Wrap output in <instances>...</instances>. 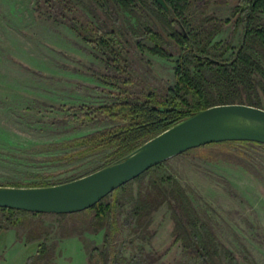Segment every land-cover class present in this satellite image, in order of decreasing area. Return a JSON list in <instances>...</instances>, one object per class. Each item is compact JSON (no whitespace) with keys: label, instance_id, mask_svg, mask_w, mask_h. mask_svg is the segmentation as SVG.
Wrapping results in <instances>:
<instances>
[{"label":"rangeland","instance_id":"rangeland-1","mask_svg":"<svg viewBox=\"0 0 264 264\" xmlns=\"http://www.w3.org/2000/svg\"><path fill=\"white\" fill-rule=\"evenodd\" d=\"M237 1L207 0L206 14L229 19ZM81 12L99 28L111 22L99 10L102 24L85 6ZM49 13L45 0H0L2 187L60 185L100 170L109 162L111 151L68 161L62 157L73 149L64 144L117 124L104 117L91 124H68L65 118L76 114L69 109L109 104L113 94L124 90L138 97L151 90L163 93L175 84L178 54L174 46L166 47L173 53L170 59L152 55L147 48L154 43L129 14L118 11L130 41L125 46L131 61L127 76L117 72L107 56L78 37L68 24L48 18ZM243 35L242 27L234 33L229 24L214 43L230 40L236 50ZM231 53L225 58H232ZM124 79L129 84L123 85ZM169 178L185 188L197 213V237L208 228L222 264H264V147L254 144L200 147L154 168L143 183L130 182L119 194L121 233L114 243L124 258L143 248L153 257L145 264H194L185 255L183 238H176L170 200L140 223L132 212L139 193L149 191L151 180L168 191ZM63 223L83 226L75 217ZM59 224V214H44L21 228L1 231L0 264H29L43 243L56 248L53 264H91L92 251L103 247L105 231L67 236ZM44 229L51 235L31 239V230L39 236ZM93 263L101 264L99 257Z\"/></svg>","mask_w":264,"mask_h":264},{"label":"trees","instance_id":"trees-1","mask_svg":"<svg viewBox=\"0 0 264 264\" xmlns=\"http://www.w3.org/2000/svg\"><path fill=\"white\" fill-rule=\"evenodd\" d=\"M45 1L51 10L48 18L68 24L78 37L107 56V60L119 73L129 76L127 69L131 61L125 47L126 44L130 45L128 33L118 17V11L133 17L142 32L154 43L152 48H147L152 55L172 58L173 53L166 50L169 46H174L178 54L174 69L175 84L167 87L163 93L151 90L138 97L124 90L123 93L113 94V100L109 104L69 109L76 114L65 118L68 124H91L104 117L117 126L65 143V147L73 151L65 154L62 159L75 161L109 150L112 152L110 160L101 168L103 169L121 162L148 141L210 107L242 104L264 109V0H238L231 17L226 20L206 14L207 0H165L169 11H165L155 0ZM83 6L99 23L101 15L98 10L111 22L104 25L100 23L103 28L95 26L83 16ZM68 18L70 21L66 22ZM229 24H232L234 33L241 27L244 30L243 40L236 50L230 40L214 43L216 36ZM130 28L136 33L133 26ZM135 46L143 47L140 43H135ZM229 52H232V58H225ZM127 84L129 80L124 79L123 85ZM235 144L264 147L263 144L252 142H224L207 146ZM154 168L134 182L143 183ZM169 179L172 184L168 191L151 180L149 191L139 193L132 211L137 222H142L170 200L175 235L177 239L183 238L185 255L191 256L194 264H222L218 245L211 238L208 228L203 226L205 229L197 237V213L185 188L176 180ZM130 184L117 189L84 212L59 214L61 232L67 236L82 235L85 231H105L103 247L92 251L91 264H94L95 257H99L101 264H145L146 260H153L151 254L146 253L143 248L126 259L116 250L114 244L121 233L119 194L125 192ZM51 186L55 185L43 184L31 188ZM43 215L0 208V232L21 228L26 221ZM70 217L81 219L83 226L67 227L63 222ZM29 233L33 239L48 235L49 231L44 229L43 235L39 236L32 230ZM55 249L46 243L41 244L29 264H53Z\"/></svg>","mask_w":264,"mask_h":264},{"label":"water","instance_id":"water-1","mask_svg":"<svg viewBox=\"0 0 264 264\" xmlns=\"http://www.w3.org/2000/svg\"><path fill=\"white\" fill-rule=\"evenodd\" d=\"M165 11V0H155ZM224 142L264 145V109L217 105L175 125L121 162L80 179L41 188L0 186V208L39 214H75L91 209L139 176L187 151Z\"/></svg>","mask_w":264,"mask_h":264}]
</instances>
